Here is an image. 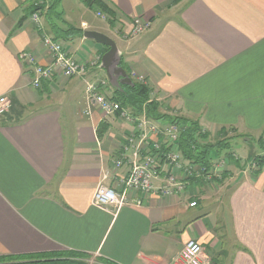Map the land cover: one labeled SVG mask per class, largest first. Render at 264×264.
Returning a JSON list of instances; mask_svg holds the SVG:
<instances>
[{
  "label": "crops",
  "instance_id": "1",
  "mask_svg": "<svg viewBox=\"0 0 264 264\" xmlns=\"http://www.w3.org/2000/svg\"><path fill=\"white\" fill-rule=\"evenodd\" d=\"M107 1L123 31L138 18L151 27L136 39H115L87 20L92 10L82 0H61V16L41 14L45 34L91 66L82 78L56 77L36 90L19 55L31 52L47 66L52 54L32 21L34 0H0V98L12 105L0 117V258L79 253L88 264H170L195 240L208 264H264V168L256 176L245 170L257 152L229 163L226 181L224 174L216 184L190 181L184 195L151 194L142 207L114 212L93 206L99 185L120 190L127 170H116L118 147L133 126L95 107L86 114V81L106 80L110 99L111 88L119 92L100 69L108 47L84 36L104 32L114 40L127 74L143 77L170 114L210 131L257 136L250 142L264 152V0ZM54 24L81 34L58 39Z\"/></svg>",
  "mask_w": 264,
  "mask_h": 264
},
{
  "label": "built area",
  "instance_id": "2",
  "mask_svg": "<svg viewBox=\"0 0 264 264\" xmlns=\"http://www.w3.org/2000/svg\"><path fill=\"white\" fill-rule=\"evenodd\" d=\"M45 0H34L35 8L40 9L32 15V21L39 32L43 33V45L52 54V64L42 66L37 63L31 52L20 53L22 63L30 68L32 74L31 86L38 90L45 85L52 84L56 77L66 80L82 78L86 75V68L90 63L84 64L66 51L63 43L54 40L45 34L41 8ZM151 23L136 19L133 21L132 32L136 37L148 28ZM94 66V65H92ZM140 82V81H139ZM145 83V82H141ZM87 112L90 115L93 107L97 108L104 118L117 114L121 121L133 126V132L125 136L119 145L120 158L115 162L116 170L127 167L126 174L119 178L120 190L99 185L94 193L93 206L106 212L116 211L122 207H142L151 194L170 199L186 193L190 181H211L214 177H221L223 167L229 160H223L208 170L204 166L185 161L180 152L176 137L177 128L173 127L170 141L162 128L163 125H154L146 119L136 116L133 111L122 107L115 99L105 95L109 88L107 81H86ZM11 103L5 97L0 98V117L10 108ZM152 142V145L148 143ZM258 158V159H256ZM250 163L254 170L258 169V162L264 156L256 157ZM213 171V173H211ZM201 172V173H200ZM211 173V174H210ZM200 174H202L200 176ZM202 177V178H201ZM159 182V184H156ZM134 195H137L134 197ZM190 208L198 206L197 201L189 204ZM170 264H208L205 259L203 246L195 240L189 241L183 251L173 259Z\"/></svg>",
  "mask_w": 264,
  "mask_h": 264
},
{
  "label": "trees",
  "instance_id": "3",
  "mask_svg": "<svg viewBox=\"0 0 264 264\" xmlns=\"http://www.w3.org/2000/svg\"><path fill=\"white\" fill-rule=\"evenodd\" d=\"M49 2V1H47ZM84 5L91 10L100 11L102 14L106 15L107 17H112L114 24L115 21L118 19L116 15L115 9L109 4L107 0H82ZM61 3V0H51L46 8L44 6L41 8L43 12L46 13V18L51 21V14L58 13L60 16L61 14L58 12V7ZM33 13L40 10L34 8L33 6ZM116 17V18H115ZM28 18L25 17L23 20ZM62 21V18H61ZM64 23V21H62ZM112 22V21H109ZM65 24V23H64ZM22 25V22L17 25L18 28ZM53 32L56 34L58 39L69 40L74 36H78L81 34V31L73 28V27H66L65 29L59 27L58 25H52ZM109 50V48H107ZM121 67L126 70L127 68L124 64V59L121 58ZM128 73V72H127ZM131 78V75L128 74ZM132 79V78H131ZM134 86H123L122 90L123 93H117L115 100L120 102L122 107L133 109L136 116L141 114L144 109H146V113L150 119L156 121H165L167 123L179 125L183 127L185 130L182 132L179 138V149L182 154V157L185 161H189L196 165L204 166L208 170L213 168L215 163L216 157H221L224 153L227 155L229 153L228 149V141H219L215 145L208 143V144H198L200 139H206V136H201V127L198 122L191 121L184 117H172L168 115H163L159 113V107L161 106L158 103H149L150 102V91L149 88L145 85L135 82L132 79ZM107 124H102V127L97 130L98 137H102V135L108 130ZM225 132L224 129L220 131V133ZM209 137V136H207ZM207 142V141H204ZM224 151L223 153H221ZM230 162L235 161L232 155H228ZM258 159V158H256ZM264 168V160L259 162V167L256 171L255 175H259ZM226 177H224L225 179ZM64 256V257H63ZM89 255H83L79 253H67V255H60L59 257L55 258L54 256L50 257H41V256H31L26 258H14L10 259L11 261H7L6 259L0 258V264H85L88 260ZM17 263H11V262ZM19 261H27L26 263H20ZM87 263V262H86ZM88 264V263H87ZM102 264H114L111 262H106Z\"/></svg>",
  "mask_w": 264,
  "mask_h": 264
},
{
  "label": "rangeland",
  "instance_id": "4",
  "mask_svg": "<svg viewBox=\"0 0 264 264\" xmlns=\"http://www.w3.org/2000/svg\"><path fill=\"white\" fill-rule=\"evenodd\" d=\"M177 1L179 0H175L174 2L177 3ZM116 18V17H115ZM87 20H89L91 23H95L97 26L99 27H104V28H107L108 29V33H105V34H108L112 37H114L115 39L117 38H120L121 35H123V38L125 39V41L128 39V40H133V39H136L138 38L141 34H143L144 32H146L147 30H149V28L147 30H145L144 32H142L141 34H139L138 36H134L133 35V32H132V27L126 31H123V29H121V27H118V19L115 21L116 23L114 24L113 20H112V17H107L106 15L102 14L100 11H94L92 10L91 13H88V17H87ZM109 21H112V22H109ZM107 23L109 25H107ZM116 25V26H115ZM112 28V29H111ZM110 29V31H109ZM103 30V29H102ZM122 32V33H121ZM104 33V32H103ZM118 43V46H119V41H117ZM99 60H97L98 62H100V57L98 58ZM52 64V63H51ZM50 64V65H51ZM131 75V74H130ZM136 75V74H135ZM135 75L132 74V76L136 77ZM131 76V77H132ZM133 78V77H132ZM137 80L138 82L137 83H140L142 85H145L146 87L149 88V91H150V102L149 103H157V101L155 100V91L154 89L151 87H149V85L146 83V80L141 77V76H137ZM101 81H106V80H101ZM140 81V82H139ZM141 82H145V83H141ZM113 89L111 88V92H112V98H115L117 96V94H114ZM6 98V97H5ZM11 103V102H10ZM12 106V105H11ZM10 106V108H11ZM10 108L8 109V111L10 110ZM166 108V109H165ZM163 107L162 105L159 107V113L160 114H163V115H168V116H172V117H178V116H174L172 114H170L168 111H167V107ZM129 109L130 111H133L135 112L133 109H130V108H127ZM169 110V109H168ZM7 111V112H8ZM7 112L3 115L5 116L7 114ZM146 109H144L142 111L141 114H138L140 118H143V117H146V119L148 121H150V123H153L154 125H163V129H164V132L165 134L167 135V139L168 141H170V138L172 136V130L171 128L173 127H176L177 128V132H176V137H177V140L178 143H179V138H180V135L182 134V132H184V128L183 127H180L179 125H173L171 123H167L165 121H156V120H153V119H150L146 113ZM1 116V117H3ZM117 117H119V115L117 114L116 115ZM115 116V117H116ZM180 117V116H179ZM182 117V116H181ZM189 120L191 121H194V122H198L197 120H194V119H190ZM199 123V122H198ZM200 127H201V136H206V139H200V136L198 137V144H208V143H211V144H216L217 142L219 141H228V149H229V153L227 155H225V153L221 156V157H216L215 158V164L223 161V160H229L228 158V155H232L235 162L237 163L239 159V156L241 155L242 157H247V156H253V152H257L259 153L258 156H264V152H262L259 148V145L255 142H250V141H257V136H252L251 134L247 133V134H243L235 129H224L225 132L223 133H220V131L218 130H213V131H210L207 129L206 126H204L203 123H199ZM209 136V137H207ZM125 137V136H124ZM204 141H207V142H204ZM259 141V140H258ZM149 145H152V142H149L148 143ZM224 151H222L221 153H223ZM239 155V156H238ZM257 156V157H258ZM255 156H253L252 158H254ZM256 158V157H255ZM254 158V159H255ZM256 160V159H255ZM241 161L243 162V164H245V160H243L241 158ZM229 163L230 165L232 164V162H230L229 160ZM126 167V166H125ZM258 167H259V162H258ZM127 168V167H126ZM228 164L223 167V171H224V175H227V178H225L224 180L226 181V179L230 178L229 175H228ZM248 173V175H250L251 173L256 176V171L257 170H254L251 166V169H250V166L248 165V168L245 169ZM201 173V172H200ZM202 174H200L201 176ZM202 178V177H201ZM203 179H199L200 182H202ZM223 180V179H221ZM224 181V182H225ZM208 184H216L215 180H211V181H206ZM215 192H212V195L214 194ZM229 192H227V196H226V204H228V200H229ZM203 201H205V198H202V203ZM200 203V200L198 201V206L199 205L201 206ZM213 203V202H212ZM200 208H198L197 210H199Z\"/></svg>",
  "mask_w": 264,
  "mask_h": 264
},
{
  "label": "water",
  "instance_id": "5",
  "mask_svg": "<svg viewBox=\"0 0 264 264\" xmlns=\"http://www.w3.org/2000/svg\"><path fill=\"white\" fill-rule=\"evenodd\" d=\"M86 39L93 40L96 43L109 48V51L103 56L100 69L106 71L111 85L117 92L123 93V86H134L132 79L127 72L121 67V57L116 43L110 37L96 31H86Z\"/></svg>",
  "mask_w": 264,
  "mask_h": 264
}]
</instances>
